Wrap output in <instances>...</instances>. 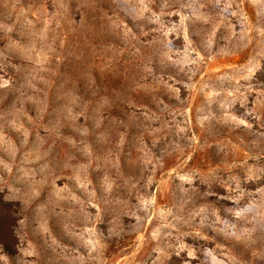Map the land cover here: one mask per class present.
Listing matches in <instances>:
<instances>
[{
  "label": "rangeland",
  "instance_id": "obj_1",
  "mask_svg": "<svg viewBox=\"0 0 264 264\" xmlns=\"http://www.w3.org/2000/svg\"><path fill=\"white\" fill-rule=\"evenodd\" d=\"M0 264H264V0H0Z\"/></svg>",
  "mask_w": 264,
  "mask_h": 264
},
{
  "label": "trees",
  "instance_id": "obj_2",
  "mask_svg": "<svg viewBox=\"0 0 264 264\" xmlns=\"http://www.w3.org/2000/svg\"><path fill=\"white\" fill-rule=\"evenodd\" d=\"M7 226H8V224H7L6 220L0 217V237H1V235H3V230H5L7 228ZM0 242L2 243V245L5 248V250L7 251V253L9 255H12L10 249L7 248L6 244L4 242H2L1 240H0Z\"/></svg>",
  "mask_w": 264,
  "mask_h": 264
}]
</instances>
